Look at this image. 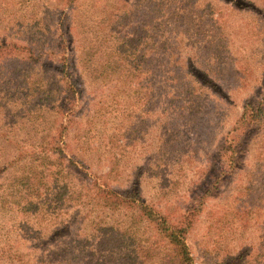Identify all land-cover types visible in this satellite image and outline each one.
<instances>
[{
	"label": "rangeland",
	"instance_id": "obj_1",
	"mask_svg": "<svg viewBox=\"0 0 264 264\" xmlns=\"http://www.w3.org/2000/svg\"><path fill=\"white\" fill-rule=\"evenodd\" d=\"M137 1L0 0V43L24 48L15 53L21 56L18 62L0 58V170L8 167L4 173L0 171V189L24 175L32 179V184L38 182L43 189L50 188L42 190L45 196L41 203H54V197L60 199L65 191L75 193L59 205L46 226L29 224L25 220L33 215L6 206L0 213V248L25 252L31 247L27 238L33 236L34 246H38L33 256L49 264L55 253L76 243L80 248L72 249L87 246V252L94 251L97 245L87 238L96 223L101 237L107 229L116 236L114 240L101 241L100 248L97 246L103 257L100 264H175L174 248L155 225H135L132 241L120 239V234L133 224L130 211L118 205L116 213L105 206L98 210L100 188L121 196L138 191L143 202L158 213H169L173 208L183 214L190 204L199 209L193 203L205 188L197 184L199 171L206 165L208 155L216 153L230 138L227 135L241 115L244 100L253 98L264 86V31L258 24V30H250L261 16L253 6L248 8L253 4L264 9V0H238L225 8L221 6L225 14L218 30L214 20L206 18V10L199 12L191 3L184 7L182 0H171L173 10L162 15V23L158 19L153 25L165 31H146L152 26L154 13L146 7L145 0L138 9ZM113 9L120 15L107 19ZM62 14L67 19L64 36H60L59 27ZM136 35L138 59L132 71L138 67L139 76L132 78V86L128 85V75L100 81V68L97 71L94 67L103 61V54L109 58L107 48L116 47L118 52L123 37L134 41ZM167 45L176 47L178 59L187 60L189 67L195 69L197 62L198 72L214 85L202 82L204 87L196 86L200 102L204 103L198 112L182 111V104L188 106L186 95L193 86L180 67L169 71L163 48ZM63 57L69 58L71 69L74 67L72 83L78 96L66 105L74 108V113L68 118L46 117L41 107L53 105L55 96L46 95L44 102L42 96V103L35 95L29 98L14 89L8 74L18 63H25L33 77H47L42 81L51 90L60 84L57 71ZM209 59H213L211 64ZM167 73L174 80L166 79ZM153 76L157 81L152 80ZM37 111L40 119L29 114ZM45 119L49 122L45 126L36 125ZM65 123L67 132L61 129ZM36 147H53L65 157L47 163L63 161L67 168L78 169L65 180L58 179L59 169H54L47 176L46 187L45 175L40 177L37 172L30 177L27 172L21 173L38 158L33 154ZM254 150L236 156L234 172H228L215 196L206 200L202 213L195 214L186 238L194 264H230L233 257L240 255L236 264H264V162L257 163L258 146ZM227 162L223 158L216 165L226 171ZM222 209L229 213L218 214ZM228 219L232 224L226 222ZM71 220L75 226L70 232L64 229L50 237ZM30 225L39 227L41 238H36V231H30ZM19 226L24 227V232ZM7 242L9 249L3 246ZM14 261L8 262L0 249V264H16L17 257Z\"/></svg>",
	"mask_w": 264,
	"mask_h": 264
},
{
	"label": "trees",
	"instance_id": "obj_2",
	"mask_svg": "<svg viewBox=\"0 0 264 264\" xmlns=\"http://www.w3.org/2000/svg\"><path fill=\"white\" fill-rule=\"evenodd\" d=\"M145 1L148 3L146 7H150V10H152L154 13V16H152V19H150V23L152 26L147 28L146 31H165V28H154L153 25L157 22L158 19L160 22L161 20L165 19V17H163L162 15L169 14L173 10V6L171 3L172 1ZM235 1L238 0H182L181 2L184 3V7L185 3L193 4V8L198 10L199 12H203L206 10V18L214 20L216 30H218L220 24L223 23L225 14L224 9H221V6L225 8L229 4L234 3ZM141 2V0H138L135 3L138 9L141 5ZM251 6H253L255 11L260 13L259 16H261V20L258 19V21H255L252 24L250 30H258L259 25L261 31H264V9H259V5L253 4L248 5V8L251 9ZM184 7L181 8L183 11ZM243 11L246 10L243 9ZM119 15L120 14L118 13V11L116 9H113L111 13H109L107 19L111 16V19L114 20V17ZM66 21V17L62 14L59 20V27L61 30L60 36L63 35V32H66L64 31L66 27ZM128 38L129 40L126 37H123L124 42L120 44L118 52L116 47L112 49L108 47L107 55L109 56V58L106 56V54H103V61L101 59L102 62L100 61L98 67H94L97 69V71H99L100 68V81L106 82L117 80L118 76L120 75H128V77L126 78L129 80L128 85L132 86V78H136L139 76L136 73L138 67L135 66L134 71H132L138 59L137 35L134 41H132L133 39H131L129 36ZM163 48L166 51V64H168L167 67H170L169 71L172 73L174 68L180 67L182 74L185 76V78L188 79V82L193 86V89L189 90L186 95V103L188 104V106L186 104H182V111L189 110L191 113L200 111L204 106V103H202V101L200 102L201 98L196 93V86L205 83L211 87L214 86L213 83H210L209 81L204 79L205 77H202V75L198 72L199 68L197 66L199 64L197 62L195 63L196 68L193 69L188 66L187 60H179L177 55L175 54V52H178L176 47H174L173 45H167L163 46ZM23 51L24 48L19 47L16 44L10 46L8 44L0 43V58H12L11 60H16V62H18L20 60L19 57L21 56L15 53ZM103 55L101 54V58H103ZM32 60L35 61L34 59ZM212 60L213 59H209L208 64H211ZM60 62L61 63L59 64L57 71L60 76V80L58 82L60 84L56 88L51 90L46 89L42 81L46 80L47 77L43 74H39L33 77V75L29 73L27 65H25V63H18L16 65V68L8 74V77L11 80L10 83L15 86L14 89L17 92L21 90L29 98L35 95L39 98V102L42 103V96H44L43 102L46 100V95L55 96V101L53 105L48 106L46 108L44 107L43 109L41 107V110H43V113L46 117L56 116V118H60V116H62L68 118L71 113V115H73L74 113V108L70 109L66 106L69 100L76 101V98L78 96V90L76 89V87L73 86L72 83L75 82L72 73V69L74 67H72L71 69L69 65V58L67 59L66 57H63ZM169 65H174V67H171ZM240 66L241 63L240 61H238L237 67ZM241 70L243 71V69L240 68V71L238 72V76L240 77L242 75ZM171 73H167L168 77L166 79L174 80L173 76L170 78ZM206 74L209 76L211 75V72L206 71ZM32 77L34 79H32ZM157 79L158 78L156 76L152 77V80L154 81H157ZM29 80H33V83H29ZM154 94L155 93L153 92V95ZM29 114H33L40 119L38 111L34 113L31 112ZM47 123L49 122L45 119V121L40 120V122L36 123V125L40 126L42 124L43 126H45ZM66 124L67 123L63 124L61 127V129L65 132H67L68 129ZM185 124L189 125L188 123ZM229 135L230 138L228 140H224V143L220 145L216 153L208 155L206 165L199 171L201 176L198 179L197 184L201 183L205 185V188L202 187L204 189L202 191V195L193 202L197 204V208H199L198 210L191 208L190 204L189 207L185 210L186 212L183 214L182 212L180 213L177 209L173 208L172 211H169V213L163 211L158 213L154 208L149 205H146L143 202L144 199L138 191L127 192L123 194L124 196H121V194L106 191L102 188H100L101 199L100 206L97 207L98 210H102L105 206V208H107V210H110L111 213H116L115 208L117 205L119 206V208L123 207L125 210H129L131 214L130 219L131 221H133V224H131L130 227H128L123 233L120 234V239L132 241L135 238V234L133 232V228L135 225H139L141 223H149L150 225H155L162 237L166 239L167 244L174 248L173 259L175 260V264H194V260L191 257L186 238L190 229L194 225L195 214L202 213L206 200H209L210 198H213L215 196V193L220 189V185L222 184L228 172H234L237 167V155L249 153L250 149L253 153V151H255L254 148L258 146L259 155L257 156V163L264 162V86L261 92L254 94L253 98L251 97L249 99L244 100L241 115L239 116L238 120L234 123L231 132L228 133L227 136ZM261 139L262 141L260 142ZM34 149L35 150H33V154L34 156H38V158H35L33 160V163H31L30 165L28 164L27 166L29 168H27L21 173L27 172L30 177L38 173L40 177H43L45 175L46 183L47 179L49 178H47V176L51 174L54 169H59L58 179L62 178V180L72 177L70 172H73V170L78 169H74L73 167L67 168L66 166H64L63 161H60L59 163H57V161L53 163H47V160L65 158L63 154L59 152L58 149H54L53 147H48L47 149L42 148L40 150L36 147ZM223 158H226L228 161L227 168H225L226 171L219 170L216 165V162L219 160H223ZM19 159L20 156L18 155V157H16V163H18ZM71 165L74 164H72L71 162ZM7 169L8 167L5 166L0 171H3L4 173V171H6ZM31 181L32 179H29L28 176L21 175L6 184L4 187H2V189H0V213L4 211L6 206L12 205L13 207H16L21 214L25 212L26 215L27 212L29 216L33 215L32 217L25 220L29 224L39 223L43 226H46V224L49 222V217L55 215L57 209H59V205L64 202L66 198H70V196L74 195L75 193L71 191H65L63 197H61L60 199H56L54 197V203H51L49 201L41 203L45 196L44 193L42 194V190H45L47 192V189L50 188L43 189L44 187H40L38 182H34L32 184ZM40 182L43 183V180H41ZM46 187H48V183H46ZM51 204H53V206L55 207L53 208ZM218 212V214L222 215L229 213V211L226 209H222ZM226 222H231L232 224V220L228 219ZM97 225L99 224H92L91 228L93 229V233H91L87 240L92 239L98 246V248H100L101 241H111L116 239V236L112 235L111 229H107V232H105L104 236L101 237L99 234L100 227ZM74 226L75 222L71 220L64 228L55 229L50 235V237H55L57 233L63 232L64 229H67L70 232V230L73 229ZM18 229L24 232V227L19 226ZM29 229L30 231H36V235H38L36 238H41L42 231H37L39 230V227L36 229L30 225ZM46 231H48V227H46ZM27 241L31 242V247L27 251L13 252L12 250H5L3 248H0L2 249V256L6 258L8 262H15L14 258L17 257L16 264H43L42 262H38V260L33 256V253L38 251V246H34L33 236H29L27 238ZM84 241L78 244H83ZM0 245L2 244L0 243ZM3 246H8L9 249L10 243L7 242L3 244ZM97 246L93 248L94 251L88 252L86 251L87 246L83 247L81 250H85L86 253H84L79 249H72L80 248L77 246V243L70 245L69 248H66L59 254L55 253L53 257H51L52 261L49 264H83L79 261L81 259L89 262L90 264H100L102 262L103 257L99 255ZM130 246H132V243H130ZM240 258L241 255L237 258L233 257L230 260V264H236L240 260Z\"/></svg>",
	"mask_w": 264,
	"mask_h": 264
}]
</instances>
